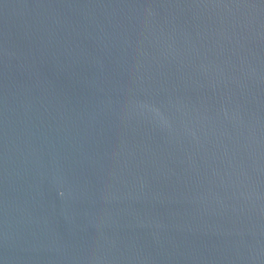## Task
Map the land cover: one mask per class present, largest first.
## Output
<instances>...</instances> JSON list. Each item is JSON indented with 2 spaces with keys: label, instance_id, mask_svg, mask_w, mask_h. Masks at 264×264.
Wrapping results in <instances>:
<instances>
[{
  "label": "water",
  "instance_id": "water-1",
  "mask_svg": "<svg viewBox=\"0 0 264 264\" xmlns=\"http://www.w3.org/2000/svg\"><path fill=\"white\" fill-rule=\"evenodd\" d=\"M0 264H264V0H0Z\"/></svg>",
  "mask_w": 264,
  "mask_h": 264
}]
</instances>
